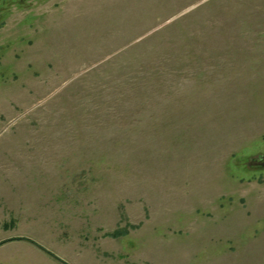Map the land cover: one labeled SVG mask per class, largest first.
Here are the masks:
<instances>
[{"label":"rangeland","instance_id":"374dc122","mask_svg":"<svg viewBox=\"0 0 264 264\" xmlns=\"http://www.w3.org/2000/svg\"><path fill=\"white\" fill-rule=\"evenodd\" d=\"M236 260L264 262V0H0V264Z\"/></svg>","mask_w":264,"mask_h":264},{"label":"crops","instance_id":"0c3cea01","mask_svg":"<svg viewBox=\"0 0 264 264\" xmlns=\"http://www.w3.org/2000/svg\"><path fill=\"white\" fill-rule=\"evenodd\" d=\"M12 187L15 188L12 184ZM18 188H19V185H18ZM12 193H14L15 195H12V198H15V201H18V205L19 207H13V210L16 209V210H20L22 207L20 206V196H19V192L14 190L12 191ZM17 193V194H16ZM29 211L32 207V205L30 204V206L26 205L25 206ZM33 208V207H32ZM32 210V209H31ZM31 212V211H30ZM90 256H96L94 253H88ZM95 258V257H94ZM95 260V259H94ZM191 264H198V263H195V262H191ZM199 264H264L263 261H246V260H236V261H206L204 263H199Z\"/></svg>","mask_w":264,"mask_h":264}]
</instances>
